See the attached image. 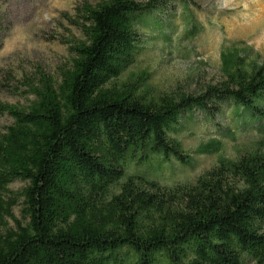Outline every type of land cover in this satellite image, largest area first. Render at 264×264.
Listing matches in <instances>:
<instances>
[{
	"label": "trees",
	"instance_id": "trees-1",
	"mask_svg": "<svg viewBox=\"0 0 264 264\" xmlns=\"http://www.w3.org/2000/svg\"><path fill=\"white\" fill-rule=\"evenodd\" d=\"M171 1L75 6L64 17L81 38L61 40L68 65L24 75L14 88L24 105L0 99V264H264V151L171 187L128 171L154 157L191 164L174 135L196 112L214 121L230 108L264 134V66L243 49L220 53L223 80L199 95L151 94L146 74L118 82ZM3 75L0 95L16 79Z\"/></svg>",
	"mask_w": 264,
	"mask_h": 264
},
{
	"label": "rangeland",
	"instance_id": "rangeland-1",
	"mask_svg": "<svg viewBox=\"0 0 264 264\" xmlns=\"http://www.w3.org/2000/svg\"><path fill=\"white\" fill-rule=\"evenodd\" d=\"M83 2L95 5L99 0H0V80L5 72L16 78L9 83V91L0 95L3 102L25 104V99L14 93L24 75L41 69L57 77L68 65L70 55L61 40L81 37L64 16H71L74 7ZM153 20L159 25L154 26ZM140 34L135 63L118 82L146 74L151 94L199 95L223 80V50L243 49L246 63L264 66V0H172L162 13L149 17ZM230 112V108L225 109L214 121L196 112L190 121L180 124L174 137L191 156V164L174 160L161 163L154 157L132 163L129 173L171 187L193 183L221 158L236 160L264 151V134L258 132L257 124H236ZM7 123L6 118H0V131ZM217 142V153L197 154L200 147ZM22 187L16 182L9 188L17 193ZM19 210L15 207L13 215L21 220ZM7 226L13 227L14 222L7 219Z\"/></svg>",
	"mask_w": 264,
	"mask_h": 264
}]
</instances>
